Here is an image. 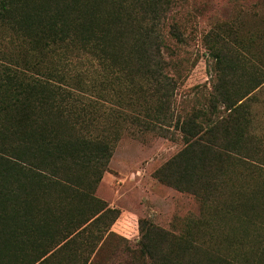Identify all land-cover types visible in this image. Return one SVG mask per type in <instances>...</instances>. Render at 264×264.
Returning a JSON list of instances; mask_svg holds the SVG:
<instances>
[{"label":"trees","instance_id":"trees-1","mask_svg":"<svg viewBox=\"0 0 264 264\" xmlns=\"http://www.w3.org/2000/svg\"><path fill=\"white\" fill-rule=\"evenodd\" d=\"M176 4L0 0V264H86L78 253L87 238L84 226L117 217L102 212L105 204L94 196L113 153L108 129L98 123L102 107L86 96L95 90L81 81L75 88V81L46 64L45 58L68 59L75 50L104 70L101 83L123 80L147 98V125L164 137L171 130L182 136L183 149L154 177L192 195L203 218L214 214L246 226L240 255L230 257L214 247L218 242L202 239L201 217L187 218L179 234L142 222L138 261L264 264V164L258 162L264 163V154L249 105L264 84V54L240 41L219 37L217 43L210 31L204 38L214 60L207 111L179 110L184 38ZM234 168L253 187H229ZM214 231L213 239L224 238L223 229Z\"/></svg>","mask_w":264,"mask_h":264},{"label":"rangeland","instance_id":"rangeland-1","mask_svg":"<svg viewBox=\"0 0 264 264\" xmlns=\"http://www.w3.org/2000/svg\"><path fill=\"white\" fill-rule=\"evenodd\" d=\"M174 1L177 3L176 21L184 38L179 46V56L183 60L177 63L183 72L174 106L205 114L214 66L205 36L211 31L215 35L212 40L216 37L217 43L221 37L231 44L237 41L241 46H244L243 42L250 44L253 53L263 56L264 0ZM51 57L45 58L46 64L64 72L71 83L75 81V88L81 81L80 86L86 90H95L90 94L87 92L86 96L101 105L98 123L108 129L105 136L113 146L112 157L94 196L99 204H105L102 212L115 211L113 216L117 213V217L84 226L87 238L79 245L81 260L86 264H133L134 260V264H141L137 259L140 223L179 234L187 218L199 220L200 217L201 229L206 233L202 239L209 245L216 241V249L226 251L230 257H238L245 244L240 238L246 226L232 223L227 218L213 219L217 218L214 214L203 218L200 203L192 195L176 191L154 177L157 169L183 149L180 133L171 130V134L164 137L160 128L152 129L147 125L150 120L144 109L147 98L129 89L128 82L123 80L111 77L112 83H101L104 70L96 62L79 57L78 50L69 53L68 59ZM253 95L249 102L251 125L264 154V84ZM258 162L264 164L262 158ZM239 172V169H233L231 174L235 177H230L229 187L238 191L253 187L252 180L245 179ZM112 219L109 229L104 230ZM232 228L237 229L239 235L231 233ZM220 229L224 231V238L213 239L211 234H217L214 230Z\"/></svg>","mask_w":264,"mask_h":264}]
</instances>
